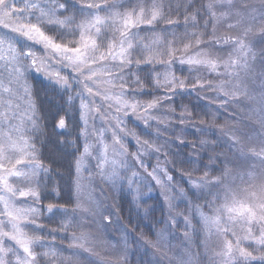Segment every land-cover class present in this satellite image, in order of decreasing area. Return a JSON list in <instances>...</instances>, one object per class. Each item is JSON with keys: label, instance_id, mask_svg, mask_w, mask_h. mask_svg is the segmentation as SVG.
Masks as SVG:
<instances>
[{"label": "snow or ice", "instance_id": "1", "mask_svg": "<svg viewBox=\"0 0 264 264\" xmlns=\"http://www.w3.org/2000/svg\"><path fill=\"white\" fill-rule=\"evenodd\" d=\"M165 4L166 0H0V68L4 70L0 72V107L7 106L4 111H0V126L13 118L10 115L13 112V100L5 97L21 99L20 89L28 97L26 115L21 114L20 123L11 125V132L0 131V203L3 204L0 211V264H40L41 257H58L55 251L38 253L34 250L36 247H45V237L53 235V231L46 233L40 223L45 212L50 215L61 212L60 227L65 231L74 226L72 220H63L70 215L66 208L51 204L39 206L43 196L37 190L40 186L38 177L49 169L38 161L35 146L25 136L26 124L30 123L33 130L39 127L31 100L32 88L25 79L26 69L34 68L43 73L49 81L67 92L71 93L75 88V95H69L66 101L70 106H74L77 97L80 98L82 128L77 140L83 137L84 144L82 151L78 148L80 155L75 158L78 177L76 208L82 206L79 199V173L83 161L91 158L93 152L98 153L95 157L97 168L101 170L104 180L115 183L126 178L131 188L136 183V173L133 172L130 177L121 175V169L125 173L130 170L125 138L132 136L135 139L138 150L132 156L141 165L144 163L143 155L161 150V146L147 139L141 140L137 132L128 129L124 123L125 117H135L148 128L155 122L159 134L172 127L173 120L184 125L192 118L193 113L186 106H181L179 116L175 114V107L166 109L163 116L158 115L164 105L174 104L177 96L183 99L186 95L208 90L213 93L207 98L208 111H215L211 108L213 103L224 107L229 103H239L236 99L238 95L247 97V91L233 80L238 81V68H248L247 57L251 52L248 38L255 31L264 37V12L260 15L259 25L256 17H251L249 22L241 12H236L235 16L239 19L235 24H228L227 31L230 34L218 36L217 24L233 15L232 0L202 2L198 8L185 15L184 35L187 43L178 47L175 30L179 24L170 18L173 11L171 0H167L168 12H165ZM193 4L194 0L177 3L175 10L179 11L183 7L184 12L188 13ZM222 8L227 10L220 11ZM205 17L203 32L187 31L189 27L198 28L199 21ZM162 20L167 26L157 33V26ZM209 24L213 29L211 33L207 31ZM141 32L153 35L145 42L139 36ZM169 34L174 37L173 40L166 39ZM205 35L209 37L208 40L204 39ZM33 45L41 46L43 55H37ZM216 45L231 46L233 52L227 58L217 55L216 51L219 50L214 51ZM177 63L188 71L189 77L181 79L175 75L174 66ZM221 68L222 72L219 71ZM201 69L216 74L215 82L202 75L191 78L193 71L200 72ZM62 70L69 71L61 74ZM153 92L161 94L152 95ZM141 96L151 98L142 100L139 98ZM96 97L101 98L99 105L95 103ZM105 103L107 109L103 108ZM260 103L264 105V94L261 95ZM261 112L264 113V107ZM96 113H102L104 119L112 124L111 144L104 142L108 129L103 128L96 131L97 146L88 142V118ZM260 124L264 129V116H261ZM65 127V118L61 117L55 128L63 130ZM199 131L204 134L206 130L200 128ZM59 134L64 133L61 131ZM179 139L180 143H184L182 138ZM230 140V147L237 148L241 155H245L244 147H239L240 137L233 134ZM167 143L165 141V145ZM201 143L207 144V141ZM245 147L251 156L264 165V136L249 137ZM109 152L114 158H109ZM167 163L165 161L162 166L158 161L156 167L147 173L161 187L166 198L168 190H176ZM105 164L108 165L107 170ZM198 170L192 168L186 173L189 191L185 192L181 188L179 195L184 197L191 194L196 199L203 198L206 201L205 205H196L194 211L199 214L205 230L211 232L215 229L217 244L214 256L219 258L215 264H264V175L258 177L254 171H250L247 187L237 192L224 184L225 177L230 175L229 169L225 168L221 175L211 178L210 173L205 171L202 176L193 179L192 172ZM17 177L25 178L27 186L13 187L10 178ZM32 184L37 187H32ZM221 186L223 195L220 191H212ZM209 196L212 199H207ZM17 197L23 199L17 200ZM29 199L31 205L16 206ZM168 199L171 206L172 199ZM205 207L207 212L203 210ZM192 211L190 202L185 227L192 224ZM99 214L102 215V212ZM25 228L40 235L29 237ZM71 239L80 243L69 246L71 254L68 264H80L79 249L92 250L85 247L88 234L82 232ZM48 264H52V261L49 260Z\"/></svg>", "mask_w": 264, "mask_h": 264}, {"label": "trees", "instance_id": "2", "mask_svg": "<svg viewBox=\"0 0 264 264\" xmlns=\"http://www.w3.org/2000/svg\"><path fill=\"white\" fill-rule=\"evenodd\" d=\"M188 0H171L173 11L171 19L177 20L179 27L176 28L175 39L177 46L182 47L183 43H187L185 37V15L190 14L200 6L202 2L207 0H194L193 7L184 12L183 7L179 11L175 10L177 3H187ZM167 0L165 4V12H168ZM203 15V13H201ZM199 21L198 28L187 29L188 32H203L205 30L204 21ZM166 22L161 21L157 26V33L161 28L166 27ZM218 24L216 26V29ZM212 25L209 24L207 31L212 32ZM51 35V33H50ZM152 33H146V40L149 41ZM205 35L204 39L208 40ZM167 40H173L174 37L169 34ZM258 41H256V44ZM260 45V42H259ZM216 50V46L215 49ZM258 50V48H256ZM175 72L183 79L186 78L188 71L178 63L174 66ZM160 71V69H159ZM195 73H191V78H195ZM32 83V98L37 108L39 117V129L34 133H28L31 143L35 146L37 158L44 167L48 168L47 173H40V186L38 191L41 192L43 199L40 201V207H47L49 204L61 208H66L70 214L64 217V221L72 220L74 226L68 228L66 231L60 227L62 223V213L57 212L50 215L47 212L40 219L43 224L45 232L53 231V235L46 236L44 239L45 247L35 248L38 253L45 251H55L58 257H41L40 264H48L49 260L52 264H65L64 257L70 253V235L77 230L78 213L75 207V158L80 154L82 149L81 138L77 140V135L81 130L79 120V101L75 99L74 106H70L66 101L69 95H75L76 89L72 92L65 90L59 91L57 87L45 83L43 79L38 76H33ZM51 88L46 89L45 88ZM159 92H153L152 95H160ZM200 94L192 93L186 95L183 99L177 96L175 103L171 105H164L161 110L169 107H175L176 115L179 116L181 106H186L189 111L193 113L190 121H186L181 125L178 120H173L172 127L168 128L162 134H158L156 145L161 146L159 152H155L157 157L164 165L168 161L166 167L170 175L174 177V188H176V195L179 194V189L189 191V184L187 180V172L192 168H198V171L192 172L193 179L203 175L205 171L210 173V178L219 176L227 167V154L230 150V137L227 130L230 128L228 122L229 116H225L224 112L219 111L214 105L211 108L215 111H208L207 99H201ZM142 100L150 99V96L139 97ZM202 109H204L202 111ZM238 110V108H237ZM208 112L206 115L205 112ZM65 113L67 115L65 116ZM64 117L66 127L63 130L56 129L57 121ZM228 117V118H226ZM196 125L197 127H193ZM200 128L205 129L204 134L199 131ZM183 129V131H181ZM63 131V135L59 134ZM149 132V130H142ZM141 131L138 129L137 134ZM147 134V133H146ZM154 133H151L153 136ZM155 136V135H154ZM182 138L184 143H180ZM207 141V144H202L201 141ZM68 141L69 143H63ZM165 141H168L165 145ZM78 148L80 151H78ZM212 158V159H210ZM175 160L176 163H172ZM239 167L234 165V169L230 172L238 176L237 184L241 180L237 175ZM183 173V174H182ZM230 176L224 179V184L228 183ZM222 190V187H220ZM216 190V189H212ZM187 201H180V206L194 208L199 204L198 200L191 194L188 195ZM184 196L183 198H185ZM184 204V205H182ZM105 213L102 215L95 212V219L93 222H86L84 225L89 229L93 237L100 241L98 249L110 260L113 264H165L162 260L160 248L162 252L166 253L172 243L187 244L188 255L187 261L184 264H215V260L210 253L200 243V235L197 234L199 224L197 217L191 213L192 228L185 227V216L177 214L173 211L166 199L157 193L155 195L134 197L130 191L121 189L114 197L110 196L105 204ZM75 213L73 214V210ZM98 212V211H97ZM101 213V212H100ZM103 217H107L104 219ZM173 217L176 219L173 220ZM195 228V231H193ZM187 234V235H186ZM38 236L40 233L37 234ZM50 246V247H49ZM160 247V248H159ZM51 248V249H49ZM64 252H67L65 255ZM59 253H62L60 256ZM181 258V257H177ZM89 259L84 258L80 264H89ZM91 264H99L92 262Z\"/></svg>", "mask_w": 264, "mask_h": 264}, {"label": "rangeland", "instance_id": "3", "mask_svg": "<svg viewBox=\"0 0 264 264\" xmlns=\"http://www.w3.org/2000/svg\"><path fill=\"white\" fill-rule=\"evenodd\" d=\"M233 8L231 9L233 15L232 17H226L224 20H221L218 23V27L216 29V34L218 36L223 35H229L227 31L228 24H235L236 20L239 19V17L235 16L236 12H241L245 18L246 21L250 22L251 17H256L257 25H259L260 21V15L262 12H264V0H232ZM226 8L220 9V11H226ZM234 34V33H233ZM111 35V33H109ZM146 33L141 32L139 34L140 38L143 39L145 42H148L145 37ZM250 41V48L251 52L248 54L247 57V63L248 68L247 70L243 69H237L238 73V81L233 80V82H238L240 84L241 89H244L247 91V97L245 96H237L236 99L239 100V103H229L224 107H220L218 103H213L219 111L224 112L225 116L228 118L227 124H229V129L227 130V134L229 137H231L233 134L240 137L241 144L239 147H244L245 155H241L240 151L235 147H230L229 153L227 154L228 163L227 169L230 170V172L234 169V165L239 167L237 175H240L239 177L241 180L240 183L237 184V178L238 176L233 174H230V178L228 180V185L235 191L239 192L245 187H247L248 181V173L250 171H254L256 175L259 177L261 175H264V165H261L259 160L256 157L251 156L250 153L247 152V148L245 145L249 143V137L258 138L261 136H264V129L261 128L260 119L261 116H264V113L261 112V108L264 107L260 103L261 95L264 94V37H262L258 31H255L249 38ZM256 41L258 43L256 44ZM260 42V45H259ZM30 43V42H29ZM34 50H36L37 55H43V49L39 45H33ZM258 48V50H256ZM216 49L219 51H216L217 55L223 56L227 58L229 53L233 52V49L231 46H225V45H216ZM215 51V50H214ZM253 53L255 55H253ZM235 56L236 54L233 53ZM241 63H243V59L241 60ZM176 69V68H175ZM4 70L0 68V72H3ZM69 70H62L61 74H66ZM161 72H163V69H160ZM219 71H223V68H221ZM195 73V76L202 75L205 79H213L215 82V76L216 74L209 73L206 70L201 69L200 72L193 71ZM178 73L175 72V75ZM6 75V73H4ZM33 76H38L41 79L45 81V83L50 84L57 87L53 82L49 81L41 72H37L34 68L26 69V82L32 87L31 79ZM186 78L189 77V75H185ZM180 77V76H178ZM183 79L185 78L184 75L182 76ZM182 79V78H181ZM46 89H51L46 87ZM59 91H63V89H60L57 87ZM202 97H205V99L210 98L213 93L209 92L208 90L201 91L199 93ZM19 95L22 97L21 99H15L13 97L6 96L5 99H12L13 100V112L10 114L13 118L9 121L5 122L2 126H0V131L3 132H11V125L19 124L20 123V116L21 114H25V109L27 108L26 100L28 99L27 96H24L23 89L19 90ZM248 97H252V99H249ZM79 101L80 104V98H76ZM31 100L34 103V100L32 98L31 93ZM208 100V99H207ZM95 103L99 105L101 103V98L96 97ZM16 105H19L17 108ZM35 106V118L37 120V123L39 122L38 112L36 105ZM7 106L4 105L3 107H0V111H4V109ZM104 109L108 108L107 103L103 105ZM238 108V110H237ZM166 108L164 110L160 109V112L158 115L163 116ZM114 113V109L111 110ZM79 120H80V111H79ZM114 123V122H113ZM124 123L127 125V128L137 132L139 129L141 131L140 138L141 140L147 139L151 143L156 144V138L158 137L157 131H156V124L153 123V126L151 128L146 127L141 121H137L135 117H125ZM81 124V123H80ZM163 125H161V128L163 129ZM82 128V124H81ZM88 128L90 132L89 137V143L96 145L97 142V135L96 131L99 129H108V131L105 133L104 136V142L106 144L112 143V124H110L106 119H104L102 113H96L94 115L89 116L88 118ZM39 129V128H38ZM38 129L33 130L30 123L26 124L25 128V136L30 138L28 133L34 134ZM149 130V132H143L142 130ZM165 130H162L159 132V134H162ZM147 133V134H146ZM151 133H154L153 136H151ZM31 142V139H30ZM82 145L84 144V139L81 137ZM126 147L128 150V167L129 171L125 173L124 169H121V175L125 177L132 176V173L135 172L136 176L134 179L136 180V183H133L131 185V188L129 187L127 179L118 180L115 183L108 182L103 179L101 170L97 168V159L95 158L98 153L93 152L92 157L89 159H85L83 161L82 169L79 173V182L81 185L80 192H79V199L81 203V207L77 208L78 213V224L80 225L77 227V230L74 234L71 233L70 235V243H80L75 242L71 239L74 235H80V233H87L88 234V241L85 243L86 248L92 249L91 251H84L83 249H79L80 256L78 257L79 261L83 260L84 258L91 260L92 262H97L99 264H113L110 260L106 259V256L102 253V245L99 240H97L95 237H93L90 230L86 228L84 225L86 222H93L95 219V212L105 213V204L107 202L108 197H114L121 189H125L126 191H130L134 197H139L141 195L144 196H150L155 195L159 193L163 199L167 200V203L169 204V199H172V204L169 208H171L173 211H175L179 215L188 216L189 215V207L186 206H180V201H187L188 195H186L185 198L181 197L179 194L176 195V192L173 190H168L167 197H165L163 190L160 186H157L155 181L151 180V177L147 176L148 172H151L153 168L156 167L158 161L163 166L162 162L155 156V151H152L150 154L143 155V165L139 164L135 159H133L132 154L137 152L138 146L136 144L135 139L132 136H128L125 138ZM231 145V140L229 143V146ZM82 151V149H81ZM91 151V150H90ZM80 155V154H79ZM78 155V156H79ZM109 158H114L112 153L109 152ZM108 165L105 164V170H107ZM23 171H27V169H23ZM170 174V173H169ZM40 177V175H39ZM38 177V178H39ZM77 172L75 169V188H76V182H77ZM174 181H172L173 186ZM10 183H12L13 187H19L23 188L26 187L28 182L23 177H17V178H10ZM32 187H37L36 184H32ZM222 190L221 188L216 189L213 192L220 191L221 195H223V186ZM38 190V188H37ZM75 194L77 196L76 190ZM23 198L17 197V200H21ZM207 199H212L211 196H209ZM199 204L197 205H205L206 201L201 198L197 199ZM32 201L29 199L26 203L21 204L17 203V207H27L28 205H31ZM76 205V201H75ZM170 205V204H169ZM184 205V204H182ZM40 206V205H39ZM196 207V206H195ZM3 209V204L0 203V211ZM93 209L95 211H93ZM195 209V208H194ZM205 212L208 211V209L205 207L203 209ZM98 211V212H97ZM194 213L197 217V220L199 224L197 234L200 235V243L203 245V247L210 253V255L213 257L215 261H217L219 258L214 256V251L216 250V244H217V237L214 235L215 229H212L211 232L205 230L203 228L202 223L200 222L199 214L197 212H191ZM22 224L24 221L21 222ZM192 228V224L190 226ZM24 231L29 237H36L38 236V233L32 232L29 229L25 228ZM172 245L168 248L167 252L164 253L161 251L160 253L162 256V260L165 261V264H181V261H183V264L186 263L187 257L183 255L185 252L186 255H188V248L187 244H180V243H172ZM70 244V245H71ZM98 246H100L101 250L98 249ZM39 248V247H36ZM51 249V248H49ZM44 252V249H42ZM67 252H64L63 255H65ZM60 256H62V253H59ZM71 253H68L65 255L64 263L68 264V257ZM181 257V258H177ZM86 263V262H85ZM84 263V264H85Z\"/></svg>", "mask_w": 264, "mask_h": 264}]
</instances>
